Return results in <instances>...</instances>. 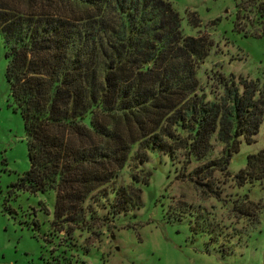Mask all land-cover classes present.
I'll return each mask as SVG.
<instances>
[{"label": "trees", "instance_id": "obj_1", "mask_svg": "<svg viewBox=\"0 0 264 264\" xmlns=\"http://www.w3.org/2000/svg\"><path fill=\"white\" fill-rule=\"evenodd\" d=\"M255 3L264 17V0ZM180 24L168 0H0L4 77L28 159L13 187L54 193L52 232L86 230L101 209L116 218L137 208L145 152L172 159L179 147L200 160L214 133L221 155L205 167L225 170L240 141H252L264 117L256 82L221 79L222 93L207 99L196 70L212 40L199 29L183 35ZM134 144L129 184L115 186ZM233 177L238 186L263 178L264 149ZM247 204L233 209L255 219L262 205Z\"/></svg>", "mask_w": 264, "mask_h": 264}, {"label": "rangeland", "instance_id": "obj_2", "mask_svg": "<svg viewBox=\"0 0 264 264\" xmlns=\"http://www.w3.org/2000/svg\"><path fill=\"white\" fill-rule=\"evenodd\" d=\"M168 1L181 17L183 35L195 36L199 29L212 40L196 70L206 98L222 93L221 79L238 77L255 81L264 98V17L255 16L252 7L263 0ZM191 12L199 28L190 26ZM3 53L0 39V264H264V177L241 186L233 177L248 154L264 149V117L252 141H240L225 170L205 167L221 155L214 133L200 160L179 147L172 159L158 150L145 152L147 161L140 167L150 175L140 186L137 208L115 219L108 208L101 209L86 230L52 232L54 193L13 187L28 169V159L22 122L4 77ZM136 151L134 144L115 186L129 184ZM246 201L262 205L254 210L255 219L233 209L234 202ZM253 205L247 204L248 210Z\"/></svg>", "mask_w": 264, "mask_h": 264}]
</instances>
